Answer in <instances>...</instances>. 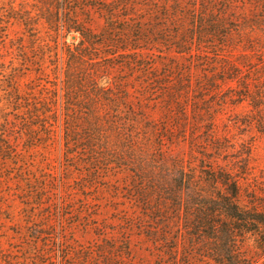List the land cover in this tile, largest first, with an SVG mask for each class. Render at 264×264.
<instances>
[{"label":"rangeland","instance_id":"1","mask_svg":"<svg viewBox=\"0 0 264 264\" xmlns=\"http://www.w3.org/2000/svg\"><path fill=\"white\" fill-rule=\"evenodd\" d=\"M216 1L215 7L222 9L223 0ZM242 1L241 9L231 14H244L253 25L230 20L228 38L216 33L200 44L199 51L194 48V57L164 48L161 53L160 48L149 45L152 51L142 50V57H135L153 66L147 70L142 63L135 64L129 46L118 52L127 55L95 68L100 70L96 72L99 86L120 87L124 97L127 91L125 110L131 108L143 115L142 120L126 127L135 139H142L144 149L152 154L151 160L163 159L166 152L186 159L191 152L200 156L198 146L191 148L192 133L197 138L194 144L203 145L206 134L202 132L210 123L207 110L211 107L208 113L215 116V134L233 145L234 156L220 163L232 167L247 159L250 188L260 193L264 189V133L257 130L252 118L260 114L264 117V105L254 108L249 99L231 100V85L238 87L233 94H245L237 82L222 84L227 93L221 96H215L206 85L198 90L201 80L206 84L213 74L224 75V62L238 64L243 54L252 56L251 63L262 65L264 61V22L258 24L254 18L255 14L264 16V4L256 10L252 0ZM48 2L0 0V135L11 146L9 151L0 143V264H157L153 245L141 231L148 220H143L146 216L131 199L127 186L131 179L118 173L114 161L106 159L105 154L90 165L93 156L83 150V144L66 143L62 115L66 49L77 45L81 36L49 22ZM87 17L93 20L91 30L99 33L104 20L98 13ZM127 38L132 39V33ZM98 49L99 54L110 51ZM192 60L196 65H190ZM165 63H177L182 69L176 74L189 75L187 121L179 119L175 109L170 112L165 107L166 95L157 93L159 83L154 79L164 75ZM261 83L264 95L263 79ZM150 85L154 90L149 89ZM253 95L264 101L256 91ZM184 96L187 98V93ZM45 105L52 110L46 115L57 112L58 122L51 138L40 122ZM99 110L97 122L106 141L103 146L120 152L122 140L109 127L106 110ZM134 113L126 117L136 119ZM196 113L201 115L200 124ZM114 115L110 120L119 119ZM80 124L86 125L83 119Z\"/></svg>","mask_w":264,"mask_h":264},{"label":"trees","instance_id":"2","mask_svg":"<svg viewBox=\"0 0 264 264\" xmlns=\"http://www.w3.org/2000/svg\"><path fill=\"white\" fill-rule=\"evenodd\" d=\"M48 1L49 22L60 25L67 33L76 32L81 36L77 45H69L66 49L65 78L62 81L65 96L62 115L66 143L77 146L83 144V150L92 153L90 165L100 161L101 153L102 156L105 154L106 159L111 158L114 161L118 173H124L125 178L131 179L127 186L131 199L146 216L143 220H148L142 225L141 231L153 245L156 263L264 264V189L259 193L258 190L250 188L247 159L236 162L232 167L220 163L234 156L231 151L233 145H229L227 138L215 134V116L208 113L211 112V107L207 110L210 123L205 125V131L202 132L206 134L203 145L194 144L197 138L192 133L191 148L198 146L196 151L200 156L191 152L186 159L166 152V158L161 151L164 154L163 159L152 161V154L149 155L143 147L144 144L140 142L142 139H135L126 127L131 122H138L139 118L142 120L143 115L132 112L131 108L125 110L128 98L126 96L129 94L127 91H124V97L121 96L123 91L120 87L115 89L111 86H99L96 72L100 70L95 68L103 62H111L127 55L118 52L120 49L128 50L129 46L135 64L146 61L144 58L136 61L135 57L141 58L142 50L152 51L149 45L158 50L160 48L161 53H164V48L168 52L173 50L194 57V48L199 51L200 44L216 33L222 38H228L230 20L253 25L244 14H231L241 9L240 4L244 2L223 0L222 9L218 10L215 7L216 0ZM251 2L256 10L259 4H264V0ZM93 13H98L104 20V26L99 33L90 28L93 20L87 16ZM254 18L259 20L258 24L264 22L261 14H255ZM212 28H216L215 31ZM128 33H132L130 40L127 38ZM100 47L110 51L99 54ZM250 57L252 56L248 54L240 55L239 59L242 61L238 64L224 62V75L215 73L207 79L206 84L201 80L198 90L206 85L215 96H221L227 93L223 91L222 84L237 82L241 86L240 92L245 94H233L238 87L231 85L228 89L231 100L235 97L237 100L240 98L241 102L249 99L254 108L263 106L264 101L256 99L253 94L256 91L258 96H264L261 91L264 61H261L262 65L251 63ZM121 64L124 65V62ZM176 64L165 63L164 75L157 76L154 80L159 83L157 93L166 95L165 107L170 112L178 111L181 117L178 118L187 121L191 81L184 72L176 74L178 69H182ZM142 65L147 70L153 69L149 63ZM190 65L196 64L192 60ZM106 68L109 69V64ZM149 89L154 90L151 85ZM46 105V111L40 115V122L51 138L58 122L57 112L51 116L46 115L52 111ZM195 105L197 109V103ZM101 108L106 110L109 127L122 140L120 152L103 146L106 141L100 129L101 124L97 122ZM131 113H134L136 119L126 117ZM113 114L119 119L110 120L114 119ZM196 115L197 123L200 124L201 115ZM82 119L86 123L85 127L80 124ZM252 121L256 122L257 130L264 133V117L260 114L253 117ZM165 130L172 133L168 128ZM183 132L185 137L186 127ZM2 135L0 143L11 151V146ZM160 140L159 146L162 147L163 137ZM99 150L101 151L98 152ZM68 255L67 252V257Z\"/></svg>","mask_w":264,"mask_h":264}]
</instances>
